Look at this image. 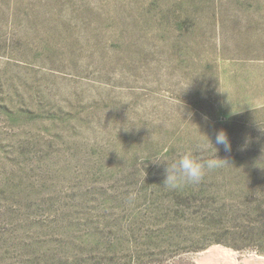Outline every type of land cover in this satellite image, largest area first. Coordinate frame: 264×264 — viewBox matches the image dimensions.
Returning <instances> with one entry per match:
<instances>
[{
  "label": "rangeland",
  "instance_id": "1",
  "mask_svg": "<svg viewBox=\"0 0 264 264\" xmlns=\"http://www.w3.org/2000/svg\"><path fill=\"white\" fill-rule=\"evenodd\" d=\"M199 131L227 163L163 187ZM214 247L264 257V0H0V264Z\"/></svg>",
  "mask_w": 264,
  "mask_h": 264
},
{
  "label": "clouds",
  "instance_id": "2",
  "mask_svg": "<svg viewBox=\"0 0 264 264\" xmlns=\"http://www.w3.org/2000/svg\"><path fill=\"white\" fill-rule=\"evenodd\" d=\"M199 133L204 137V142L197 145L198 150L207 151L209 148L214 149V156L199 160L192 154V151H187L180 154L178 159L172 160L171 162L161 161L159 159L149 160L155 164L165 165L163 187L167 189H176L184 184H199L208 172L218 169L221 162L227 163L217 157L218 149L215 147V145H223L226 152L231 151V143L227 133L224 130L218 131L215 136V145L208 135L202 134L200 131ZM141 163L144 162L142 161ZM134 196L135 194H130L129 199H134Z\"/></svg>",
  "mask_w": 264,
  "mask_h": 264
},
{
  "label": "bare ground",
  "instance_id": "3",
  "mask_svg": "<svg viewBox=\"0 0 264 264\" xmlns=\"http://www.w3.org/2000/svg\"><path fill=\"white\" fill-rule=\"evenodd\" d=\"M238 257V254L231 250L214 247L205 251L197 259L203 264H238ZM243 262L244 264H264V257L250 254Z\"/></svg>",
  "mask_w": 264,
  "mask_h": 264
}]
</instances>
